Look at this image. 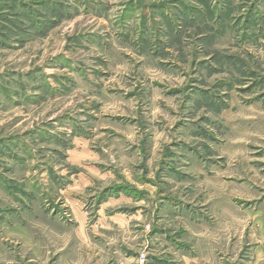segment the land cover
Wrapping results in <instances>:
<instances>
[{"label":"rangeland","instance_id":"1","mask_svg":"<svg viewBox=\"0 0 264 264\" xmlns=\"http://www.w3.org/2000/svg\"><path fill=\"white\" fill-rule=\"evenodd\" d=\"M0 264H264V0H0Z\"/></svg>","mask_w":264,"mask_h":264}]
</instances>
